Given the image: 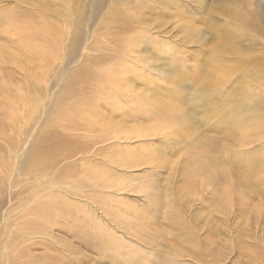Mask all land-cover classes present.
<instances>
[{"label":"bare ground","instance_id":"6f19581e","mask_svg":"<svg viewBox=\"0 0 264 264\" xmlns=\"http://www.w3.org/2000/svg\"><path fill=\"white\" fill-rule=\"evenodd\" d=\"M173 1L17 0L18 10L0 9V96L5 101L2 108L12 110L13 116L15 109L21 107L31 123L15 140L0 143V192L7 190L11 199H18L29 189L41 192V188H47L39 197H30L23 206V215L15 228L18 237L50 236L52 224H58L61 230L75 233L86 248L100 257H105V251L114 252L109 258L112 264L118 263L119 258H123L122 264H150L146 257H131L133 248L128 250L130 259L121 254L125 249L123 241L96 222L94 213L100 212L122 236L149 248L154 264H179L184 259L206 263L207 255L217 261L221 233L210 227L206 240L197 241L194 233L198 229L191 224L193 221L189 219L190 223L182 216L175 199L159 190L160 176L158 179L153 175V179L142 184L132 183L134 176L129 171L134 169L146 167L153 173L161 168H173L164 157L169 151L156 150L146 143L156 139L175 141V147L189 146L191 142L194 148L202 146L211 153L216 148L222 152L218 147L221 138L231 140L228 156L224 152L221 157L206 154L204 160L191 164L190 178L184 186L189 197L197 196L196 185L190 180L197 178L203 185L214 188L212 195L219 206L227 201V189L221 191L223 182L245 189L239 190L242 199L254 200L255 193L262 196L261 190L252 185L264 187V55L253 59L250 56L248 60V55L244 57L240 48H236L233 41L240 25L219 28L217 20L208 22L209 38L204 39L202 33L194 31L183 39L187 44L211 45L207 70L198 75L197 81L190 78L197 88L192 85V93L185 97L181 94V82L187 77L177 68L184 71L186 68L170 65L182 51L165 43L157 44L155 38L152 40L148 32L155 21L145 19L155 8L161 12L167 8L165 5L172 8ZM253 2L264 13V0ZM50 15L53 19L48 18ZM209 16L214 19L211 13ZM228 17L234 19L233 15ZM108 26L111 32L106 30ZM98 27L104 32L97 31L100 35L95 39ZM147 46L158 50L150 53ZM165 55L166 59L162 60ZM226 55L240 59L230 58L236 64L227 65V59H223ZM48 56L62 61L59 76L66 77L64 92L54 100L55 110L62 111L55 113L38 138L33 139L30 107L36 82L34 66H27L26 62L35 61L42 69L45 63L41 59L48 61ZM162 62L171 66L174 75L161 72ZM71 67L76 69L72 73ZM16 73L21 74L20 85L14 81ZM235 73L238 77L234 79ZM41 74L39 71L37 75ZM59 76L55 75L58 80ZM5 80L7 85L2 82ZM168 83L171 87L164 88ZM219 107L224 108L220 111ZM211 117L216 118L212 124L214 130H220L219 134L200 137L198 133L205 131L200 132L199 127ZM135 142L140 144L130 146ZM111 143L124 146L118 152H107L106 147ZM226 160L231 167L225 171ZM77 166L79 171L75 170ZM15 186L17 192L12 190ZM129 191L144 196L145 203L140 209L131 204L125 206L119 195L129 196ZM66 197L77 203L69 202ZM160 215L167 226L165 231L155 220ZM38 221L49 224H36ZM69 221L72 225L65 227ZM92 229L103 234L95 235ZM28 253L29 250L19 253L21 256L16 259L12 256L11 262L16 264L19 258L22 264L49 261L45 256L32 259Z\"/></svg>","mask_w":264,"mask_h":264},{"label":"rangeland","instance_id":"374dc122","mask_svg":"<svg viewBox=\"0 0 264 264\" xmlns=\"http://www.w3.org/2000/svg\"><path fill=\"white\" fill-rule=\"evenodd\" d=\"M86 1L87 0H85V2ZM138 1L139 0H135L134 3ZM163 1L168 0H157L158 3H164ZM253 1L256 2V0H174V6L172 8H168V5H165L167 8L162 12L160 8L159 10H157L158 8H155V10H153L154 12L151 11V13L145 15V19L151 18V21H155L151 22L150 25L152 27L148 32V35L151 36L152 40L153 38H155L157 44L162 45L163 43L164 45L165 43L166 46H172V49L182 51L179 55L175 56V63H173L174 61L170 62V65H172L173 67L178 65L182 66V68L185 67L187 69H185L184 71L181 68H177L178 72L186 74L184 78L187 77L186 80L181 82V84H183L181 86V88H183L181 93L182 95L187 97L189 93H192L194 87L197 88L196 83L192 84V82L193 80L197 81L198 75H203L204 70H207L209 48L211 46L210 44L203 46L187 44L183 39H185L187 34V36L192 35L194 31H197L200 34L202 33L204 39L209 38L210 35L207 31L208 22L214 23L217 20L216 22L219 28L227 27L230 25H240L238 28L239 31L235 33V42L233 41V43L236 45V48H240L241 54H243L244 57H247L248 55V60L251 59L250 56L253 59L254 56L264 55V13H260L257 5ZM2 3L0 4V9L9 10L11 8H14L18 10L15 6L17 0H4ZM159 6H162V4H160ZM174 7H178V9L175 10ZM177 11H183L182 15L177 14V16L172 17L171 15H173V13ZM210 13L211 15H213L212 18L214 19H211V17L209 16ZM228 14L230 16L233 15L234 19L229 18ZM146 16L148 17L146 18ZM48 18L53 19L51 15ZM177 19H179V21ZM157 24H162L163 26H156ZM101 30L103 31L104 29H100L98 27L95 30V34L93 36L95 37V39L99 38V33L102 34L104 32H102ZM106 30L108 32H111L112 29L110 26H108ZM97 31H99V33ZM143 49H145V47H143ZM147 49L150 53H156L158 50L151 46H147ZM90 55L93 54L90 53ZM166 57L167 56L165 55L161 59L165 60ZM48 58V61L46 59H41V63H45V67L42 69H39L37 67V63L35 61L27 60L26 62L27 66H34L33 69L35 74H33V80L34 82H36V93L31 99L30 107V110L32 112V127H34L33 139H35L36 137L38 138L41 130L46 126L47 122L50 123V118L54 116L55 113L61 114L62 111V109L56 111L54 108V100L64 92L63 87L66 77L60 79L59 76V72L62 71V68L60 69L62 61L59 60V58H56V56H48ZM230 58L234 57L226 55L223 59H227L225 60L227 62V65L231 64L232 66V64H236L235 62H231ZM234 59L240 58L239 56H237ZM164 64L165 62H162L163 66L161 67V69L164 70H162L161 72L166 73V76L168 74L174 75L171 66ZM74 70H76L75 67H71L69 69V72L72 73ZM39 71L40 73H42L41 75H37ZM55 75L59 76V80L55 77ZM150 76L152 77V79H157V76L155 75ZM237 77L238 74H233L234 79ZM184 78H182L181 80H183ZM190 78H193L192 82ZM181 80H178V82H180ZM14 81H16V84L19 85L23 83L21 82V74L16 73ZM2 82L7 85L8 81L5 80ZM175 82L177 83V81ZM192 85H194V87ZM165 86H167L164 87L166 89L171 87L169 83ZM10 88L13 89V84ZM72 88L73 87H71V89ZM46 93L47 98L45 96ZM11 99L14 100L15 98L11 97ZM4 105L5 101L2 96H0V143H3L7 139L11 138L15 140L17 135L19 133L22 134L24 131H26V129L31 124L30 122H27V115H25L21 107H19V109H15V115L12 116V110L3 109L2 107ZM221 108L224 107H219L218 109H220L221 111ZM215 119L216 118L211 117L210 119L206 120V122H204L206 126L203 124L201 127H199L200 132L205 131V133H198L200 137H207L210 135L214 136L215 134H219L218 132H220V130L213 129L212 122H215ZM51 124H49V126ZM221 128H223V125ZM230 141L231 140L229 139H220L218 147H220L219 150L222 149L221 153L217 152V148L214 149L212 153L202 146H198L199 148H194V145L191 142L189 143V146H182L180 144V146L175 147V141L169 142L168 140L162 139L146 141V143H150V145L156 148V150L169 151L165 153L164 157H166L165 159H167L168 161H171L170 166H172L173 164V168L170 167L167 170H163L164 168H161L160 171L157 170L156 172L151 173L150 169L146 167H140L129 171V173L130 175L134 176V178H131L132 183L135 182L136 184H142L144 182H147L148 180L153 179V175L158 176V179L160 176V179L158 180V183L160 185L159 190H163L164 194H169L173 199H175L180 205V212L182 213V216L184 215L188 222H190L189 219L193 221V223H190L195 226L196 229H198V231L194 233V237L197 241L203 242L206 240L207 228H214L221 233V248L216 252V255H218L217 261L214 257V259H212L210 255H207L205 257L206 263L200 264H264V187H261V189L260 185L259 187L252 185L256 189L259 188L263 194L262 196H260L255 193L254 200H249L248 198L242 199V197L240 196V192L244 191L245 189L238 187L233 183L223 182L221 184L223 185L221 191L227 189V195L225 196V200L227 201L224 206L217 205V200L212 195L214 188L212 186L209 187L208 184L203 185L199 178H197L196 180L190 179L196 185L197 196H195L194 198L189 197L184 189V186L187 184V179L190 178L189 168L191 164L196 160H204V158L206 157L204 155L206 154L212 157H221L223 156L222 153L224 152V156H228V154H226V151L230 152L228 150V148L232 146ZM139 144L140 143L135 142L130 146H136ZM122 146L124 145L111 143L106 147L107 152H118L119 148ZM101 157L104 158V156ZM207 159H210V157H207ZM98 163H101V161H98ZM223 166L225 167V169H223L225 171L229 170L231 167L228 166L227 160L223 163ZM75 170L79 171L80 167L77 166ZM256 178L260 180V177ZM262 185L264 186V184ZM19 186H22L21 182L19 183ZM59 186L60 185H57V187ZM17 189V186L12 188L14 192H17ZM23 189L25 190V188ZM45 189L47 188H41V192H35L29 189L28 191H25L24 194H22V196L18 199L16 197L11 199L7 190H4V192H0V232H2L0 234V264H14L13 262H11L12 256L16 259V256L20 257L21 255L19 253H25V250H29L28 254L32 256V259L41 258L42 256L48 257L49 261L45 264H112L110 261V256H112L114 252L105 251L103 253L105 257L102 258L96 251L93 252L92 250L86 248L83 240H79L75 237V233H68L65 230H61L58 224H52V228L50 230V232L52 233L50 236L33 235L32 237L25 239L17 236V231L15 228L17 224H19L18 222H20L19 219L23 215L22 211L24 207L26 206L30 197H39L43 192H46ZM155 189L157 190L156 187ZM128 194H130V197L127 195H119L121 198H123L122 200L125 202V206L133 205L136 208L139 207L138 209H140L145 203L143 202L145 201L144 196L131 194L130 191ZM66 198L69 202L77 203V201H71L73 199H70L69 197ZM7 203L9 204L7 205ZM78 203L80 202L78 201ZM73 209L75 211V208ZM89 210H91L90 212H92L93 208ZM7 211L9 213H7ZM94 211H97V209ZM94 216H97V220L95 219L96 222L106 228L104 230H107L108 233L111 232L114 237L119 239L121 242L123 241L122 243L125 245V249L121 251V254H126V259H130L127 257V254L128 256H130L128 250L133 248L132 252H130L132 253L131 257H133L134 259H138V257L143 256L144 258L146 257L145 259H147L150 264H154L155 259H153V253L149 248H146L145 246L143 247V245L139 244L135 240H130L128 239V237L126 238L122 236L121 231H118V229H115L113 225L108 223L107 219L103 218L104 216H102L100 212L94 213ZM155 220L159 221L158 225L160 226V228H162V231H165V229H167L162 215H160ZM37 223L49 224L48 222L41 223L40 221L36 222V224ZM155 223H157V221H155ZM70 225H72V221H69L68 225H66L65 227ZM91 232L95 235L103 234V231L96 229H92ZM128 246H130L131 248ZM134 249L137 252H135ZM7 255L10 257H8ZM203 255L205 254L203 253ZM19 259L16 264H18ZM122 259L123 258H119V262L114 264H122ZM136 261L137 263H139V260ZM178 263L198 264L191 260L185 261V259L181 260ZM19 264L22 263L19 262Z\"/></svg>","mask_w":264,"mask_h":264}]
</instances>
